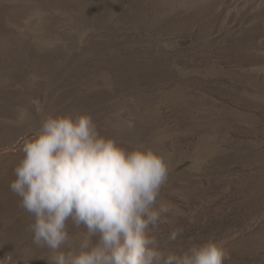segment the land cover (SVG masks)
Returning <instances> with one entry per match:
<instances>
[{
  "label": "rangeland",
  "instance_id": "1",
  "mask_svg": "<svg viewBox=\"0 0 264 264\" xmlns=\"http://www.w3.org/2000/svg\"><path fill=\"white\" fill-rule=\"evenodd\" d=\"M41 109L165 156L162 246L182 227L264 264V0H0L4 264H48L9 188Z\"/></svg>",
  "mask_w": 264,
  "mask_h": 264
},
{
  "label": "clouds",
  "instance_id": "2",
  "mask_svg": "<svg viewBox=\"0 0 264 264\" xmlns=\"http://www.w3.org/2000/svg\"><path fill=\"white\" fill-rule=\"evenodd\" d=\"M21 151L9 188L32 217L28 231L36 246L48 250V264L229 259L223 241L212 235L184 241L182 227L166 237L170 247L161 245L153 233L173 211L161 197L170 171L165 156L143 143L125 145L102 134L91 114L41 109L39 127Z\"/></svg>",
  "mask_w": 264,
  "mask_h": 264
},
{
  "label": "bare ground",
  "instance_id": "3",
  "mask_svg": "<svg viewBox=\"0 0 264 264\" xmlns=\"http://www.w3.org/2000/svg\"><path fill=\"white\" fill-rule=\"evenodd\" d=\"M8 233V232H7ZM3 234V233H2Z\"/></svg>",
  "mask_w": 264,
  "mask_h": 264
}]
</instances>
